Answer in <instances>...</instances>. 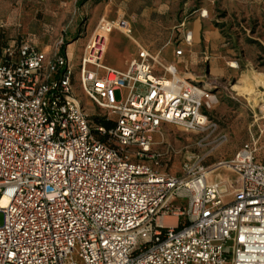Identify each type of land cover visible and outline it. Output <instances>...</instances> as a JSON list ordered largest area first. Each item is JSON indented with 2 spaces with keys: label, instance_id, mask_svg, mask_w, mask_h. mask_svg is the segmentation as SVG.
Wrapping results in <instances>:
<instances>
[{
  "label": "built area",
  "instance_id": "1",
  "mask_svg": "<svg viewBox=\"0 0 264 264\" xmlns=\"http://www.w3.org/2000/svg\"><path fill=\"white\" fill-rule=\"evenodd\" d=\"M114 30L131 34L98 19L77 72L64 38L52 53L0 48V264H264V112L229 161L159 172L169 151L154 136L171 125L210 137L215 95L146 49L124 72L104 66ZM76 83L101 114L85 113ZM219 169L234 180L211 178Z\"/></svg>",
  "mask_w": 264,
  "mask_h": 264
},
{
  "label": "rangeland",
  "instance_id": "2",
  "mask_svg": "<svg viewBox=\"0 0 264 264\" xmlns=\"http://www.w3.org/2000/svg\"><path fill=\"white\" fill-rule=\"evenodd\" d=\"M110 11L114 25L121 18L130 22L132 36L127 39L117 30L110 34L104 66L124 72L128 57L137 53L134 44H139L150 52L160 51L158 63L174 62L182 75L196 77L215 95L209 115L216 132L206 138L162 126L154 136L155 148L168 149L169 154L157 170L179 174L187 158L199 159L209 170L229 161L248 140L254 115L264 112V0H0V46L23 39L52 53L64 38L71 42L67 55L77 72L82 47L98 19ZM200 11L207 16L199 17ZM187 32L192 33L190 46L184 41ZM176 50L184 54L181 61ZM253 89L256 103L249 95ZM75 93L88 116L102 113L78 83ZM119 94L115 92L116 99ZM216 170L211 178L220 173L234 180L228 171Z\"/></svg>",
  "mask_w": 264,
  "mask_h": 264
},
{
  "label": "crops",
  "instance_id": "3",
  "mask_svg": "<svg viewBox=\"0 0 264 264\" xmlns=\"http://www.w3.org/2000/svg\"><path fill=\"white\" fill-rule=\"evenodd\" d=\"M111 11L108 13V15L105 17V19H107L108 21H112V19H111ZM101 17H103L104 18V14L101 16ZM100 17V18H101ZM110 18V19H109ZM129 24H130V22L129 21H127ZM112 23V22H111ZM130 26H131V24H130ZM121 35H123L121 32H119ZM131 36H132V33L130 34ZM123 37H126L125 35H123ZM127 38V37H126ZM128 39V38H127ZM108 41H110V35L107 37V46H106V51H107V48H108ZM137 42V41H136ZM138 43V42H137ZM134 46L135 47H137L138 49H137V53H138V51L142 48V49H146V48H143V47H141L139 44L138 45H135L134 44ZM38 47V46H37ZM39 48V47H38ZM40 50H42V51H44V52H46V53H49L48 52V50H46L45 48H39ZM147 50V49H146ZM106 51H105V53H106ZM149 51V50H148ZM64 52H65V55H66V57H67V59H68V61H70L71 60V57H69L68 55H67V48L65 47L64 48ZM150 52V51H149ZM186 51L184 50L183 51V53H185ZM137 53H135V50L131 53V55L128 57V59H127V65L129 64V62L132 60V59H134L136 56H137ZM150 53H153V54H159V59H160V55H161V52L160 51H158V52H156V53H154V52H150ZM184 54H182V56H183ZM182 56H180V57H177L176 59H177V61L178 60H180L181 61V59H182ZM103 57H105V54H104V56ZM103 60H104V58H103ZM103 60H102V63H103ZM193 62H195V60H192ZM167 64H171V65H173L176 69H177V66L175 65V63L174 62H169V63H167ZM178 70V72L180 73V70H182V68H180V69H177ZM181 74V73H180ZM186 78H188V77H186ZM191 79V78H190ZM192 79H194V80H197L196 79V77H194V78H192ZM226 172V171H225ZM222 175V174H221Z\"/></svg>",
  "mask_w": 264,
  "mask_h": 264
},
{
  "label": "bare ground",
  "instance_id": "4",
  "mask_svg": "<svg viewBox=\"0 0 264 264\" xmlns=\"http://www.w3.org/2000/svg\"><path fill=\"white\" fill-rule=\"evenodd\" d=\"M112 24L114 25V23H112ZM114 26H116V25H114ZM157 62H158V59H157ZM228 65H229V66H234V67L236 66L234 63H228ZM180 76L183 77V78H186L185 75L180 74ZM251 88H252V87H251ZM258 94H259V93H258ZM249 95H250L251 98H253V101L256 103L257 93H255V90H254V89L249 91ZM225 170L228 171L227 169H225ZM228 172H229V171H228ZM215 176H217V175H215ZM215 176H214V177H215ZM220 177H222V176H220ZM222 180H223V181H222L223 183H227L226 179H224L223 177H222ZM1 204H2V205L4 204V201H3V200L1 201Z\"/></svg>",
  "mask_w": 264,
  "mask_h": 264
},
{
  "label": "trees",
  "instance_id": "5",
  "mask_svg": "<svg viewBox=\"0 0 264 264\" xmlns=\"http://www.w3.org/2000/svg\"><path fill=\"white\" fill-rule=\"evenodd\" d=\"M13 41H18V40H13ZM5 44H7V43H5ZM5 44H4V45H5ZM65 44H67V42H66ZM4 45H2V46H4ZM2 46H0V48H1ZM61 51H63V48L61 49ZM94 119L96 120L95 117H94ZM96 122L99 123L100 125H107V124L104 123V122H98V121H96Z\"/></svg>",
  "mask_w": 264,
  "mask_h": 264
},
{
  "label": "water",
  "instance_id": "6",
  "mask_svg": "<svg viewBox=\"0 0 264 264\" xmlns=\"http://www.w3.org/2000/svg\"><path fill=\"white\" fill-rule=\"evenodd\" d=\"M75 40V39H74ZM72 42H73V40H72ZM69 43H71V42H69Z\"/></svg>",
  "mask_w": 264,
  "mask_h": 264
}]
</instances>
